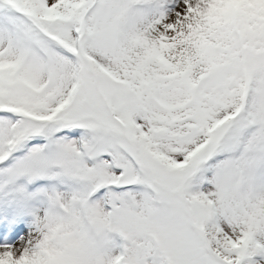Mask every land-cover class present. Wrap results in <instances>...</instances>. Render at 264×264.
Listing matches in <instances>:
<instances>
[{"label": "snow or ice", "instance_id": "1", "mask_svg": "<svg viewBox=\"0 0 264 264\" xmlns=\"http://www.w3.org/2000/svg\"><path fill=\"white\" fill-rule=\"evenodd\" d=\"M0 264H264V0H0Z\"/></svg>", "mask_w": 264, "mask_h": 264}]
</instances>
